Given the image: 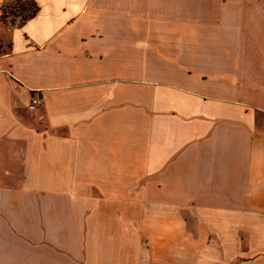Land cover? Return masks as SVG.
<instances>
[{
    "label": "crops",
    "instance_id": "1",
    "mask_svg": "<svg viewBox=\"0 0 264 264\" xmlns=\"http://www.w3.org/2000/svg\"><path fill=\"white\" fill-rule=\"evenodd\" d=\"M16 1L0 264H264V0Z\"/></svg>",
    "mask_w": 264,
    "mask_h": 264
},
{
    "label": "trees",
    "instance_id": "2",
    "mask_svg": "<svg viewBox=\"0 0 264 264\" xmlns=\"http://www.w3.org/2000/svg\"><path fill=\"white\" fill-rule=\"evenodd\" d=\"M40 11V7L35 0H17L13 7H4L1 11V20L4 23H10L14 26L22 27L29 20L33 19ZM12 14L15 17H19V21L16 19H10L9 15Z\"/></svg>",
    "mask_w": 264,
    "mask_h": 264
},
{
    "label": "built area",
    "instance_id": "3",
    "mask_svg": "<svg viewBox=\"0 0 264 264\" xmlns=\"http://www.w3.org/2000/svg\"><path fill=\"white\" fill-rule=\"evenodd\" d=\"M43 106V98L38 93H35L32 96L31 103H30V109L32 111H37Z\"/></svg>",
    "mask_w": 264,
    "mask_h": 264
},
{
    "label": "rangeland",
    "instance_id": "4",
    "mask_svg": "<svg viewBox=\"0 0 264 264\" xmlns=\"http://www.w3.org/2000/svg\"><path fill=\"white\" fill-rule=\"evenodd\" d=\"M10 19H16L17 21L20 20L19 17H15V18H14V16H13L12 14L9 15V20H10Z\"/></svg>",
    "mask_w": 264,
    "mask_h": 264
}]
</instances>
